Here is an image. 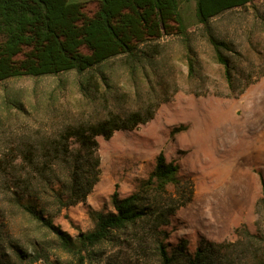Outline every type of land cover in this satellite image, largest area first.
I'll return each mask as SVG.
<instances>
[{
	"label": "rangeland",
	"instance_id": "374dc122",
	"mask_svg": "<svg viewBox=\"0 0 264 264\" xmlns=\"http://www.w3.org/2000/svg\"><path fill=\"white\" fill-rule=\"evenodd\" d=\"M81 1L88 15L97 11L98 0ZM194 5L190 0L180 9L188 40L175 34L143 47L157 54L153 62L141 64L135 77L122 58L102 66L113 90L108 92L101 73L97 74L96 103L80 92L81 76L76 72L0 84V164L8 159L20 162L23 143L35 141L36 135L50 139L68 124L96 122L109 111L125 115L149 102L158 106L147 124L117 131L110 139L97 138L99 181L85 202L53 218L73 237L94 229V213L114 211L115 192L120 197L137 192L156 168L157 157L164 154L180 166L179 176L194 184L191 202L176 211L167 227L170 249L181 242H187L190 250L203 240L237 242L241 237L235 231L243 228L264 238V0L213 22L216 36L234 49L228 52L236 66L234 92L202 26L196 25ZM189 47L195 61L193 76L188 73ZM241 89L242 94L234 95ZM183 125L186 130L174 131ZM168 190L174 192V187ZM148 228L118 234L93 249L85 264H159ZM43 236L0 192V264H47L33 258ZM47 244L53 261L56 242L49 237ZM259 249L264 260V240ZM63 259L74 262L66 255ZM236 264L254 263L242 257Z\"/></svg>",
	"mask_w": 264,
	"mask_h": 264
},
{
	"label": "trees",
	"instance_id": "16d2710c",
	"mask_svg": "<svg viewBox=\"0 0 264 264\" xmlns=\"http://www.w3.org/2000/svg\"><path fill=\"white\" fill-rule=\"evenodd\" d=\"M93 15L85 12L81 0H0V84L13 78L42 77L76 72L81 76L80 92L93 103L99 98L96 80L101 67L122 58L135 77L144 61H152L154 50L143 47L164 36L189 38L181 6L190 0H98ZM194 20L202 26L216 60L224 67L229 89L236 90V66L228 52L230 43L216 36L214 20L237 9H247L255 0H194ZM235 52V51H234ZM188 73L193 76L195 61L189 47ZM245 86V88H247ZM241 89L234 95L244 92ZM158 106L149 102L125 115L109 111L96 122L66 125L54 137L39 135L25 141L22 159L0 164V192L12 209H17L44 235L35 245L34 260L47 264H85L90 252L112 241L126 230L149 227L155 238L159 264H236L242 257L264 264L259 245L264 240L247 228L236 229L241 237L233 243L203 240L190 250L187 242L172 249L166 242L167 227L176 211L191 202L194 184L179 176L180 166L157 157L156 168L139 190L126 197L112 196L114 211L93 214L95 227L76 237L54 223V216L85 202L99 181L101 157L98 137L110 139L115 132L132 131L154 119ZM23 110L22 106L19 107ZM186 126L174 131L186 130ZM174 131L172 134H174ZM31 138V137H30ZM262 193L264 202V179ZM174 187V192L168 188ZM49 237L56 242L55 260L49 256ZM22 256L26 257L25 253ZM69 256L73 263L66 262ZM31 257V254L27 255Z\"/></svg>",
	"mask_w": 264,
	"mask_h": 264
},
{
	"label": "crops",
	"instance_id": "0c3cea01",
	"mask_svg": "<svg viewBox=\"0 0 264 264\" xmlns=\"http://www.w3.org/2000/svg\"><path fill=\"white\" fill-rule=\"evenodd\" d=\"M261 1H263V0H261Z\"/></svg>",
	"mask_w": 264,
	"mask_h": 264
}]
</instances>
